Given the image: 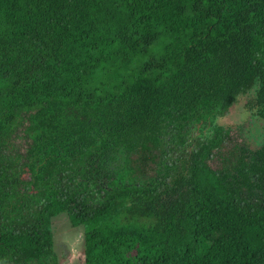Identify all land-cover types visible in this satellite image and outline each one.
Here are the masks:
<instances>
[{
  "label": "trees",
  "instance_id": "trees-1",
  "mask_svg": "<svg viewBox=\"0 0 264 264\" xmlns=\"http://www.w3.org/2000/svg\"><path fill=\"white\" fill-rule=\"evenodd\" d=\"M256 86L264 0H0V264L63 214L85 264H264V143L216 123Z\"/></svg>",
  "mask_w": 264,
  "mask_h": 264
},
{
  "label": "rangeland",
  "instance_id": "rangeland-1",
  "mask_svg": "<svg viewBox=\"0 0 264 264\" xmlns=\"http://www.w3.org/2000/svg\"><path fill=\"white\" fill-rule=\"evenodd\" d=\"M258 86L246 95L240 96L237 104L233 106L230 113L217 120V124L225 128L246 126L245 138L255 149L261 148L264 143V119L248 112L246 102L257 94ZM29 119V120H28ZM16 130L15 137L12 140V151L15 156L22 159L24 179L26 184L31 185V171L27 165H30L28 158V144L26 140L31 134V126L34 120L28 118ZM39 191H32L30 194L34 197H40ZM54 234V252L59 259V264H85V242L84 228H73L66 214L60 215L52 220L51 226Z\"/></svg>",
  "mask_w": 264,
  "mask_h": 264
}]
</instances>
